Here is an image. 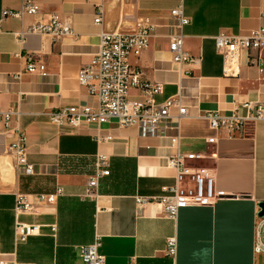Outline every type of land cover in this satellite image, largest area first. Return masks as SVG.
Here are the masks:
<instances>
[{"label":"crops","instance_id":"crops-1","mask_svg":"<svg viewBox=\"0 0 264 264\" xmlns=\"http://www.w3.org/2000/svg\"><path fill=\"white\" fill-rule=\"evenodd\" d=\"M35 1L40 6L35 14L4 15L5 9H20L21 0H0V108L15 111L7 125L0 120V260L84 264L81 247L99 237L105 264H264V254L253 251L258 203L264 201V119L246 121L242 134L230 137L205 117L208 111L246 117V103L264 104V70L249 64L243 51L225 62L215 45L220 31L248 35L264 27V0H108L100 26L94 14L101 0ZM177 6L189 17L182 26L171 14ZM54 15L71 25V34L54 40L27 30ZM140 22L153 24L154 35L130 63L144 78L163 82L156 101L179 95L186 115L177 120L172 108L154 133L114 119L52 124L53 110L97 106L77 75L91 62L100 32H129ZM174 33H182L193 62L172 60L168 46ZM30 56L43 62L45 71L28 72ZM129 95L141 98L136 88ZM16 126L24 132L32 172L9 148ZM190 152L203 157H185L183 166L212 168L214 188L224 195L212 204L182 206L169 217L159 198L182 173L170 160ZM98 153L108 156L109 174L99 179L97 196L87 197ZM178 183L185 187L192 181L183 174ZM58 188L62 192L53 203L37 204L40 194ZM18 196L37 204V210L16 213ZM16 221L39 224L40 232L16 241ZM171 238L174 255L167 253Z\"/></svg>","mask_w":264,"mask_h":264},{"label":"built area","instance_id":"built-area-1","mask_svg":"<svg viewBox=\"0 0 264 264\" xmlns=\"http://www.w3.org/2000/svg\"><path fill=\"white\" fill-rule=\"evenodd\" d=\"M101 0L94 14V24L102 25L104 15V3ZM40 10L35 0H21L18 10L5 9L4 15H19L23 13L35 14ZM171 14L178 21L179 26L187 24L189 17L183 13L182 6L171 10ZM30 32H40L50 35L54 40L72 33L71 25L60 20L57 16H51L48 21H36L28 29ZM155 26L149 22H140L137 27L129 32H117L102 30L99 34V42L94 56L88 64L79 69L77 79L86 87L89 94L96 97L97 106L68 105L49 112V120L56 126L79 125L83 122L103 123L111 119L116 120L120 126L139 125L145 133H154L171 116V109L176 108L177 120L186 115V106L180 102L179 95L170 96L161 102L156 101V95L162 92L163 82L152 81L143 77L140 69L134 67L129 58L140 56L149 46L150 38L154 35ZM20 37L22 34L19 33ZM182 33H174L170 36L168 49L175 63L187 64L193 62L195 57L183 46ZM215 45L227 63L234 62L239 52L247 53L248 63L263 71L264 61V27L250 30L248 35H232L226 31H220L215 37ZM45 64L28 57L26 70L28 72H43ZM227 71V70H226ZM131 88L140 91L141 98L135 99L129 95ZM250 110L248 116L243 117L237 113L225 116L217 111H208L205 117L210 126L222 130L226 135L234 137L243 132L248 120L264 119V104L246 103ZM14 110L0 108V120L6 125L9 123ZM16 138L10 143L9 148L14 153L16 161L28 172L33 171V165L28 161V151L23 130L14 128ZM214 141V138H209ZM178 137L172 138V143H177ZM199 159L202 153L190 152L185 155L177 153L171 158V164L181 167L182 173L177 175V182L172 186H165L164 193L159 201L164 206V212L169 217H175L179 208L187 205L212 204L223 192H217L214 188V172L210 167L183 166V159ZM108 156L98 153L95 159L94 173L88 178L84 196H97L99 179L109 174ZM183 174L190 176L192 184L182 187L179 181ZM58 188L52 194H40L37 204L53 203L61 194ZM147 198H138L142 203ZM37 204L27 201L24 196H18L16 200V213L35 212ZM259 210V209H258ZM52 230L56 226L52 225ZM40 232L39 224H29L16 221L14 234L16 241H23L28 236ZM100 238L81 247V258L84 264H105V256L99 252ZM255 255L264 254V216L256 215L254 246ZM176 252V240L168 241L167 253L174 255ZM0 264H8L7 260H0Z\"/></svg>","mask_w":264,"mask_h":264},{"label":"water","instance_id":"water-1","mask_svg":"<svg viewBox=\"0 0 264 264\" xmlns=\"http://www.w3.org/2000/svg\"><path fill=\"white\" fill-rule=\"evenodd\" d=\"M259 210L257 212L258 216H264V201L258 203Z\"/></svg>","mask_w":264,"mask_h":264}]
</instances>
